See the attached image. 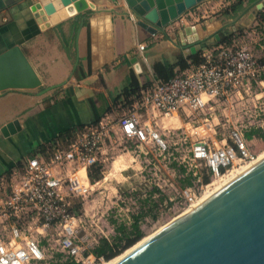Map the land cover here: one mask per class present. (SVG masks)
Wrapping results in <instances>:
<instances>
[{"label": "crops", "instance_id": "0c3cea01", "mask_svg": "<svg viewBox=\"0 0 264 264\" xmlns=\"http://www.w3.org/2000/svg\"><path fill=\"white\" fill-rule=\"evenodd\" d=\"M1 1L0 54L18 46L42 87L53 88L42 95L41 91L0 95V180L19 174L34 156L55 146L66 147L59 138L67 133H81L101 123L110 124L113 132L119 133L113 117L118 108L122 113L119 119L126 111L116 98L130 71L142 84L152 77L151 67L156 62L174 63L178 55H189L188 49L180 47L178 31L191 27L196 39L211 44L213 34L224 25L219 18L199 16L196 5L167 25L163 33L150 35L137 27L124 0H87L94 10L69 18L57 28L34 10L38 0ZM209 1L205 4L210 5ZM230 1L215 0L212 5L220 6V12ZM249 15L250 11L241 26L251 22ZM140 45L145 47L142 52L138 51ZM140 115L158 127L156 132L164 134L170 128L155 111ZM177 119L174 126H182Z\"/></svg>", "mask_w": 264, "mask_h": 264}, {"label": "built area", "instance_id": "2783aa9c", "mask_svg": "<svg viewBox=\"0 0 264 264\" xmlns=\"http://www.w3.org/2000/svg\"><path fill=\"white\" fill-rule=\"evenodd\" d=\"M144 48L140 45L138 51ZM202 59L201 64L166 83L153 81L151 88L118 120L121 138L142 144L154 140L162 145L152 124L143 121L140 114L155 111L163 118L178 117L179 113L199 114L209 103L248 94L250 83L264 75V65L246 48L208 49L203 51ZM257 129L264 136V118ZM111 135L115 133L108 123L90 127L66 147H52L44 155L29 159L19 174L0 180V264H44V251L23 231L25 226L28 230L34 228L37 234L56 231V243L67 258L82 264L94 261L90 255H80L74 245L75 230L81 221L70 209L72 201L82 205L89 195L87 171L102 164ZM233 138V146L224 143L210 148L206 141L197 143L190 151L192 160L203 163L212 178L223 176L236 162L239 169L254 162L242 136L234 134ZM193 179L195 185L181 192L187 209L198 202L195 189L202 186L200 177L194 174Z\"/></svg>", "mask_w": 264, "mask_h": 264}, {"label": "rangeland", "instance_id": "374dc122", "mask_svg": "<svg viewBox=\"0 0 264 264\" xmlns=\"http://www.w3.org/2000/svg\"><path fill=\"white\" fill-rule=\"evenodd\" d=\"M205 1L198 4L199 16L208 20H218L220 6L212 5L216 4L215 0H210V5H206ZM252 11H255L254 8L250 13ZM245 16L238 21V26L227 29L234 31L235 34L236 40L232 46L248 49L263 65L264 24L260 23L256 16L254 21L241 26L240 23H243ZM213 40L211 38L209 42L212 43ZM144 84L145 82H142V85ZM43 89L44 87H41L35 91ZM116 113L118 115L113 117L115 123L122 114L119 108ZM178 117L183 122L182 126L179 124L174 126L176 123L174 120H178L175 116L161 117L164 124H170L168 125L170 128L165 130L164 134L157 130L162 145L154 140L146 144L136 140H125L118 132L114 136L111 135V143H107L101 157V180L91 185L90 193L76 216L81 223L75 230L74 245L80 249V255L90 253L101 239L110 240L114 237L117 225H130L132 216L137 215L143 206L147 215L139 225L144 238L184 214L187 207L181 198V192L189 187L182 188L181 181L187 173H191L192 178L196 174L201 181L203 176H208L209 183L195 189L200 199L212 192L221 179L240 172L241 169L236 162L222 174L223 176L210 177L203 163L192 160L190 151L197 143L206 141L210 148L220 147L224 143L233 146L235 143L233 137L237 134L242 136L246 148L255 159L264 153V141L259 136L246 138L249 132L257 130L264 118V84L260 79L250 83L246 95L240 93L239 96L231 97L229 101L209 103L202 113L188 116L179 113ZM155 128L158 129L153 125L156 131ZM79 133L80 131L73 132L65 143L68 145ZM180 169L185 171V175L179 173ZM194 185L193 180L190 187ZM154 187L166 200L160 203L157 201L159 196L154 195L144 205ZM23 229L43 249L44 264H55L56 255H61V261L67 258L56 243L58 239L56 231L46 230L37 234L34 228L28 230L25 226ZM90 264L106 263L92 261Z\"/></svg>", "mask_w": 264, "mask_h": 264}, {"label": "water", "instance_id": "95a60500", "mask_svg": "<svg viewBox=\"0 0 264 264\" xmlns=\"http://www.w3.org/2000/svg\"><path fill=\"white\" fill-rule=\"evenodd\" d=\"M203 1L124 0V3L131 17H135L137 27L155 35L163 33L167 25ZM263 2L256 0L236 19L219 27L218 32L237 25L252 8L255 11L248 19L254 21ZM3 8L0 0V11ZM36 9L40 11L39 17H46L49 25L59 28L61 22L95 8L87 0H38ZM192 32L191 27H186L177 33L180 47L188 49L191 55L196 44L206 41L196 39ZM212 37L219 41L217 33ZM41 87L40 79L18 46L0 54V95ZM137 244L114 264H264V158Z\"/></svg>", "mask_w": 264, "mask_h": 264}, {"label": "trees", "instance_id": "16d2710c", "mask_svg": "<svg viewBox=\"0 0 264 264\" xmlns=\"http://www.w3.org/2000/svg\"><path fill=\"white\" fill-rule=\"evenodd\" d=\"M256 0H233L224 7L220 12L218 18L221 20L222 24H227L230 21L236 19L248 6L253 4ZM257 20L264 24V2L263 8L257 15ZM234 31L223 30L218 32L219 41L216 42L213 40L211 44H208L207 41L199 43L198 49L194 54H190L187 57L178 55L175 58L174 63H169L167 61L156 62L151 67L152 77L147 79L144 85L139 84L136 76L132 71H130L126 85L120 90L116 100L117 104L123 108V110L128 111L131 109L134 103L138 102L141 97V94L144 91H147L151 88L153 81H158L161 83H166L175 77L180 76L183 72L189 69L192 66H198L202 63V53L204 50L213 49L217 47H230L234 44L236 38ZM242 33V32H241ZM264 65V64H263ZM260 80L264 84V75L260 77ZM148 83V84H147ZM95 124L97 121L94 122ZM72 134L67 133L66 135L59 138L61 141H66L69 139ZM254 136H259L260 139L264 141V136L260 130H252L246 135L247 139H250ZM57 140V141H59ZM67 146V144H65ZM180 174L185 175V171L180 169ZM87 179L90 185L101 180V165L95 164L91 166L87 171ZM194 179L191 176V173H187L186 176L182 179L181 184L182 188L190 187ZM208 176L202 177V184H208ZM154 195H158L157 201L160 203L165 199L164 196L154 187L148 195V199L144 202V205L147 201L151 200ZM76 201V202H75ZM73 201L71 204L70 213L77 216L79 211H81V203L77 200ZM140 209L137 215L132 216L130 225L119 224L115 227V235L110 240L101 239L97 246L93 248L90 253H86L84 256L90 255L95 262H109L118 256L122 255L125 251L132 248L138 242L144 238V234L140 229V222L146 217L147 213L145 210ZM55 264H82L75 261L72 258H66L64 261H61V255L55 256Z\"/></svg>", "mask_w": 264, "mask_h": 264}, {"label": "bare ground", "instance_id": "6f19581e", "mask_svg": "<svg viewBox=\"0 0 264 264\" xmlns=\"http://www.w3.org/2000/svg\"><path fill=\"white\" fill-rule=\"evenodd\" d=\"M264 158V153L262 154V155H260L258 158H256V160L254 161V162H252L251 164H248V165H246V166H243L242 168H241V170H240V172H237V173H233L234 174V176H230V177H227V178H223V179H221L220 180V183L217 185V187L211 192H209V193H207V194H205L202 198H200L199 200H198V202L194 205V206H192V207H190L189 209H187L186 210V212L188 211V210H190L191 208H194V207H196L197 205H199L201 202H203L205 199H207L210 195H212L213 193H215L217 190H219L221 187H223L225 184H227L229 181H231L232 179H234L236 176H238L240 173H242L243 171H245L246 169H248L249 167H251L253 164H255V163H257L258 161H260L261 159H263ZM185 212V213H186ZM184 213V214H185ZM140 244V243H139ZM139 244H137V245H139ZM134 247H136V246H134ZM133 247V248H134ZM133 248H131V249H128L127 251H125L122 255H120V256H118L117 258H115V259H113V260H111V261H109V262H107L106 264H114V263H116L119 259H121L124 255H126L127 253H129Z\"/></svg>", "mask_w": 264, "mask_h": 264}]
</instances>
